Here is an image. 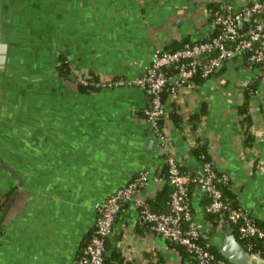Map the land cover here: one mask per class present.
I'll list each match as a JSON object with an SVG mask.
<instances>
[{
	"label": "crops",
	"instance_id": "1",
	"mask_svg": "<svg viewBox=\"0 0 264 264\" xmlns=\"http://www.w3.org/2000/svg\"><path fill=\"white\" fill-rule=\"evenodd\" d=\"M203 14L194 0H0V264H68L94 226L95 204L162 163L152 127L138 116L148 94L137 86L80 94L59 77L60 55L76 74L91 69L131 80L155 49L202 36ZM256 78L249 101L254 141L247 147L237 108L241 90ZM172 101L183 120L168 130L175 157L198 171L190 147L195 137L203 140L240 207L264 224V68L235 57L166 106ZM190 114L198 115L191 133ZM155 189L150 180L144 192L152 197ZM206 204L194 188L192 217L201 236L229 253L232 227L213 226ZM137 216L132 203L117 215L110 238L116 251L124 229L145 233ZM133 245L149 257L127 264H194L158 235ZM257 262L264 264L249 254V264Z\"/></svg>",
	"mask_w": 264,
	"mask_h": 264
},
{
	"label": "built area",
	"instance_id": "2",
	"mask_svg": "<svg viewBox=\"0 0 264 264\" xmlns=\"http://www.w3.org/2000/svg\"><path fill=\"white\" fill-rule=\"evenodd\" d=\"M194 1L204 10L202 25L205 30L202 36L172 51H163V47L155 49L148 65L134 79L100 74L99 85L102 87L137 86L146 89L151 95L148 107L143 110L142 119L152 127L162 163L167 166V176L156 174L159 166L153 171L143 170L104 200L97 202L94 206L95 222L91 237L68 264H105L106 245L113 235L115 219L128 203L137 208V224L145 228V233L140 235L128 229L123 230L121 235L124 238L118 246L115 244L123 263L145 260L144 254L135 252L133 244L142 241L149 233L166 240L167 247L179 256V249L170 247L169 244L178 245L194 260V264H232L226 259L216 257L206 244L199 242L201 233L193 220L191 209V194L194 188L201 189L207 198L205 211L225 215L232 230L234 227L239 237L264 238V228L258 226L242 207H233L224 200L219 185L229 184L232 189L230 178L216 167L213 159L201 164L198 171L180 172L179 160L175 157L168 135L170 125L173 124L168 117L172 107L165 104L169 98L177 99L186 88L194 89L195 76L208 77L225 61L235 57L241 58L248 67L264 68V0H245L239 6L229 0ZM167 67H173L174 71L168 74L165 70ZM76 75L77 81L84 83L88 76L87 70ZM166 84L169 86V92L162 101L160 92ZM161 118L163 121L159 125L158 120ZM191 126L192 123L188 121L187 128L190 133ZM150 180L156 189L166 182L171 185L166 212H154L148 207V196L144 189ZM131 239H134V242H131ZM245 251L258 256L246 249Z\"/></svg>",
	"mask_w": 264,
	"mask_h": 264
},
{
	"label": "trees",
	"instance_id": "3",
	"mask_svg": "<svg viewBox=\"0 0 264 264\" xmlns=\"http://www.w3.org/2000/svg\"><path fill=\"white\" fill-rule=\"evenodd\" d=\"M186 42H188V39H182V40L175 39L172 42H169L168 44L164 45L162 50L163 51H172L174 49L182 47ZM165 70L169 74V73L174 71V68L173 67H167V69H165ZM56 71H57L59 77L61 79H63L64 81H68V80L71 81L74 84V86L76 87V90L80 94H88V93H91V92H94V91H97V90L103 88L101 85H99L100 74L95 72L94 70H91V69H87L88 76L85 78L84 83L77 81V75L71 70L68 62L65 59V57H63L61 55L59 58V63L56 66ZM212 75H209L208 77H205V78L195 76L193 78V80L196 83V85H198L201 82H203L204 80L208 79ZM113 77L123 79L122 77H118V76H113ZM259 81H260V78H256L253 82H249L248 84L245 85V87L241 90L242 102L238 105V108H237L238 121L240 123V127L243 129L242 144L244 146H247V147H251V145L254 141V135L250 129L251 128V115L249 112V110H250L249 101L253 97V95L256 91V88L259 84ZM168 87H169L168 84H166V86L164 88H162V90L160 92V96L162 98V101H164L168 95V92H169ZM144 91L147 93L146 89H144ZM147 94H148V103L145 107H148L149 101L151 99V95L149 93H147ZM171 107H172V109L169 112L168 117L171 119L174 127L179 128V126L183 123L182 116L179 113L175 112V107H177V104L175 102L171 103ZM143 110L144 109L139 110V112H138V116L141 118L143 117ZM162 121H163L162 118L159 119L158 124L161 125ZM188 121L190 123H192L191 130L194 131L196 129V126L194 124H196V122H198V115L190 114L187 122ZM194 139H195V143L192 144V146L190 147V151L192 152V155L194 156V158L200 164H203L205 162H211L212 156L208 150L206 143L203 140H200L199 138L195 137ZM178 163H179L180 172L183 173L185 171H190V170H187L183 166V164L181 163V160H179ZM156 174L162 175V176H167V166L164 162L161 163V165L159 166V168L156 171ZM219 187L222 190V195H223V198L225 201H227L233 207L240 206L237 202V199H236V193L229 187V184H220ZM171 190H172V187L168 182L164 183L161 188L156 189L154 195L152 197H148L146 199V203H147L148 207L150 208V210H152L154 212H166L168 210V206H169V199H170ZM204 212L206 214L207 220L209 222H211V224L213 226H215L216 223H218V222L224 223L227 221L225 215H219L216 213H208L206 211H204ZM253 220L258 226L264 228V224L257 222L254 218H253ZM141 228L145 229L142 226H141ZM92 232H93V228H91L88 232H86L84 234V236L82 237V239L80 241L77 254L80 252L82 247L87 243L88 239L91 237ZM232 234L234 235L236 241L244 249H246L249 253H255L260 258L264 259V238H261V237L241 238V237H239V235H237L236 229L234 227L232 230ZM199 242L202 245L206 244L207 248L210 250V252H212L216 257L226 259L222 255V252L219 250V248H217L214 244L207 243L206 239H204L201 235L199 237ZM169 246L170 247L174 246L176 249H179L181 258L187 257V258L191 259L178 245L175 246V245L169 244ZM145 256H147L146 252H145ZM156 256H157V260L161 261L162 255L157 253ZM147 257H149V256H147ZM191 260L194 262L193 259H191ZM105 264H123L122 258L120 256L119 252L115 250V247H114L113 243L111 242V240H110V242L108 241L107 245H106Z\"/></svg>",
	"mask_w": 264,
	"mask_h": 264
},
{
	"label": "water",
	"instance_id": "4",
	"mask_svg": "<svg viewBox=\"0 0 264 264\" xmlns=\"http://www.w3.org/2000/svg\"><path fill=\"white\" fill-rule=\"evenodd\" d=\"M219 67L216 69V71ZM231 242V251L229 253H222V255L232 264H249V254L245 249L236 241L232 231H228ZM260 264V262H257Z\"/></svg>",
	"mask_w": 264,
	"mask_h": 264
}]
</instances>
